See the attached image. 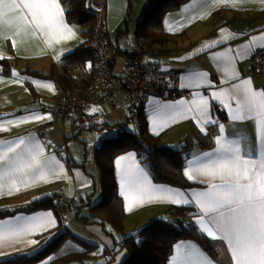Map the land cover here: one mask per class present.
<instances>
[{
    "label": "crops",
    "instance_id": "1",
    "mask_svg": "<svg viewBox=\"0 0 264 264\" xmlns=\"http://www.w3.org/2000/svg\"><path fill=\"white\" fill-rule=\"evenodd\" d=\"M161 3L160 0H158ZM173 1L177 5L173 6L162 4L160 11L153 12L152 0H106V32L109 45L115 50L113 55V70L116 75H120L126 56L133 52H139V45L142 42L147 50L143 57L150 61H161L164 68L176 72L179 77V83L187 84L188 77L196 71L207 73L206 82L210 81L215 87L189 88L181 87V90L174 93L173 96L156 95L150 96L145 100L140 120L147 124L150 134L158 137L161 143L167 147L183 149L185 166L188 160L194 156L205 152H211L216 148L215 137L219 134L216 125H209L208 134L201 133L195 122L191 119H182L171 123L168 127L160 131L159 135L153 134L151 118L154 115V109L157 104H176L184 100L190 102L196 93L210 97L213 91L221 88H228L232 84H238L240 81L250 79L252 87L255 90H264V77L252 73L250 55L239 58L235 63V70L239 74V80L230 81L229 84L221 83L223 74L221 65L211 57L220 51L228 48L233 50L242 49L251 37L264 34V0H247L246 3L239 5L222 6L215 3V0H164ZM61 6L65 5L60 1ZM210 13V14H208ZM217 15V16H215ZM205 18L201 19L200 17ZM66 19V17H65ZM154 21H158L160 26H152ZM66 22L69 23L66 19ZM221 29H226L227 33L232 34V38L224 44H219L215 48L204 51H197L209 41L221 38ZM76 30V37L68 40L61 45H54L59 50L67 48L73 51L82 40ZM165 33V35L163 34ZM19 39V38H17ZM65 52L59 59L55 56L57 52L47 49L40 39H29L23 44H18L16 48L12 47L10 40L0 39V54L5 58L0 62H10L11 71L9 75L3 73V66L0 64V121L7 119H20L29 116L32 113L40 115L50 114L52 119L31 121L18 126H10L7 131L0 132V140L15 141L21 138L35 137L36 140L44 146L46 156H55L63 164L65 174L59 178L49 177L52 182L39 183L37 186L21 191L13 195L0 196V210L11 211L22 207L30 206L32 203L50 197L55 193H61L66 201H74L70 209L65 213H57L53 207L37 209L34 211L17 212L14 215L0 218V225H6L11 221L12 226L16 224V217H32L38 214L51 212L56 220V226L50 228L42 234L27 237L38 241L36 244L18 243L11 247L0 248V260L13 258L18 255H33L42 248L46 247L55 238L64 235L62 244L44 260L32 264H47L55 256L62 255L70 251L83 250L82 244L78 238L94 245V251L89 253L88 257L82 260L71 261L69 264H102L107 259L103 258L104 252L113 253L111 263L119 264L125 259L126 254L116 255L118 249L116 242H119L124 236L135 233L147 222L156 218L169 220L170 217L166 211L173 204L166 202H153L132 211H126L124 199L120 195V183L117 175L115 161L120 156L128 153H134L136 162L146 169L149 178L155 185H163L172 189L184 191L185 193L198 192L206 190L207 185L197 181H189L184 175L186 181L193 183L194 186L183 189L170 185L158 184L151 178L149 167L142 162L137 154L129 151L120 154L114 159V174L116 180L117 193L122 200L124 211V221L121 229H114L108 222L98 217L91 206L101 200L102 193L99 188V178L97 167L93 155L85 151L87 155L82 158L81 151L75 150L73 145L80 144L81 131L75 130L76 124L72 120H61L52 113L50 109V100L58 99V90L55 84L49 79H43L30 72L51 73L62 57L70 53ZM183 58V59H181ZM118 62L121 63L118 66ZM115 66L117 70L115 71ZM15 71L19 74L12 76ZM36 81L37 83H33ZM51 84L52 90L40 86L41 84ZM97 85V84H96ZM189 93V99H186L184 93ZM129 109L131 118H135L137 126V117L132 116V110L121 90L116 92L115 97L99 107L101 120L99 123H112L107 125V131L104 135L112 137L111 128L119 123L117 114L125 113L128 118L125 107ZM235 105L233 104V107ZM95 106L91 105L89 110ZM108 108L113 112L106 113ZM105 112V113H104ZM210 113L214 119H217L224 125V136L228 139H242V148L255 149L257 147V137L254 121L238 120L233 121L229 118L227 109H224L219 103L210 100ZM127 122V120H126ZM99 125V124H98ZM100 126V125H99ZM99 126H96L99 127ZM126 127V126H125ZM138 131V128H137ZM185 145V146H182ZM95 143V147H96ZM55 167V165H54ZM183 168V170H184ZM58 170V169H57ZM189 218H183L186 226H195L196 231L200 233L199 226L195 219L199 214L198 209L192 205ZM76 229V230H75ZM78 231V232H77ZM77 236L72 237L71 234ZM211 240V239H210ZM212 241V245L219 248V260H213L195 241L191 239L179 240L173 244L170 257L175 253V245L180 243L193 244L204 254L211 258L213 264H231L230 254L226 244L222 241ZM167 262L169 264L170 261ZM109 260V259H108Z\"/></svg>",
    "mask_w": 264,
    "mask_h": 264
},
{
    "label": "snow or ice",
    "instance_id": "2",
    "mask_svg": "<svg viewBox=\"0 0 264 264\" xmlns=\"http://www.w3.org/2000/svg\"><path fill=\"white\" fill-rule=\"evenodd\" d=\"M246 2L215 0L216 4L222 6ZM65 13L60 0H0V39L10 40L13 48L29 39H40L47 49L57 52L55 58L59 59L71 50H57L54 45H61L76 37L75 27L66 22ZM220 34V39L206 42L197 51L215 48L232 38L226 29H221ZM258 49H264V34L251 37L242 49L236 50L235 55L231 48L215 53L211 59L221 65V83L239 80L235 70L236 61ZM4 58L0 54V59ZM87 67L91 69L92 65L89 63ZM207 75L205 72H193L187 78L188 83H182L181 87H215L210 81L206 82ZM12 76L17 77L18 82L19 74L13 71ZM40 86L52 90L51 84ZM210 100L227 109L233 121H254L257 137L255 149L242 148V139L224 136V125L211 116ZM98 111L99 108L93 107L90 114ZM44 119L50 120L52 117L50 114L32 113L20 119L0 121V132L7 131L10 126ZM182 119L193 120L205 135L208 134L209 125L218 127L216 148L194 156L183 170V175L189 181L207 185L206 190L185 193L155 185L146 169L136 162L135 154L128 153L115 161L125 210L130 212L153 202L177 206L192 204L198 209L195 222L200 233L213 241L224 242L231 264H264V90H255L248 79L213 91L210 97L196 93L190 102L181 100L176 104H157L151 118L153 134L159 135L171 123ZM61 174H65L63 164L55 156H46L44 146L35 137L0 140V196L5 195V190L7 195H13L39 183L52 182L50 176L59 178ZM55 226L56 220L51 212L28 218L17 216L14 226L11 221L0 225V248L21 242L36 244L38 241L27 237L42 234ZM169 264H213V261L195 245L180 243L175 245V253L170 257Z\"/></svg>",
    "mask_w": 264,
    "mask_h": 264
},
{
    "label": "trees",
    "instance_id": "3",
    "mask_svg": "<svg viewBox=\"0 0 264 264\" xmlns=\"http://www.w3.org/2000/svg\"><path fill=\"white\" fill-rule=\"evenodd\" d=\"M60 1L65 5L67 21L78 30L82 40L73 51L60 59L57 67L51 73L30 72L39 78L51 80L58 90V99L66 91L80 96L85 91L94 89L97 84L95 68L97 55L91 44L96 15L90 10L88 0ZM160 1L161 3L158 0H152L150 5H152L153 12L160 11L163 2L166 5L172 3H174L173 6L177 5L173 1ZM152 26L159 27L160 23L154 21ZM163 34L165 35V33ZM114 52L115 50L112 53V57ZM134 54L136 53L133 52L131 55ZM89 63L92 65L91 69L87 67ZM0 64L3 66V73L9 75L11 71L10 62L2 61ZM140 115V113L136 115L137 122L139 121L137 123L138 131L130 132L131 130H128L124 123L116 124L117 135L103 139L95 149L94 160L102 197L98 203L90 208L114 229L122 228L125 216L122 200L117 193L114 174V159L116 156L129 151L135 152L138 158L149 167L151 178L155 183L183 189L194 186L193 183L186 181L183 176L185 165L182 154L183 149H175L163 145L158 137L149 133L147 124L140 120ZM132 116L135 115L132 114ZM77 127L80 128L79 126ZM49 206L53 207L56 214L59 213L55 201L47 197L27 207L11 211L0 210V218L14 215L17 212H30L48 208ZM190 212L191 206H170L166 211L170 217L169 220L164 218L152 219L135 233L126 235L119 242H116L119 250L124 249L127 252L121 264H167L173 244L184 239L195 241L213 260L218 261L219 248L212 245L213 243L210 239L199 234L195 226H186L185 222H183L182 219L189 217ZM70 234L72 237H77L72 233ZM63 237L64 235H60L33 255H18L13 258L2 259L0 264H32L42 261L59 248ZM78 241L84 247L83 250L70 251L55 256L47 264H69L75 260L84 261L89 253L94 251V245L79 238ZM103 254V258L107 260L102 264L111 263L110 259L113 258V253L109 251L108 254H105V252Z\"/></svg>",
    "mask_w": 264,
    "mask_h": 264
},
{
    "label": "built area",
    "instance_id": "4",
    "mask_svg": "<svg viewBox=\"0 0 264 264\" xmlns=\"http://www.w3.org/2000/svg\"><path fill=\"white\" fill-rule=\"evenodd\" d=\"M88 4L90 10L96 15L91 44L97 55L95 63L97 85L80 96L66 91L59 99L50 100V109L55 117L61 120H72L80 128L96 127L101 120V115L90 114L89 107L93 105L99 108L110 102L119 90L122 91L135 116L142 111L148 97L156 95L170 97L181 90L176 72L165 69L161 61L150 62L143 57L147 48L142 42L139 45V52L127 56L120 75H116L112 62L114 50L109 45L106 32V0H88ZM250 63L252 73L264 77V49H258L252 53ZM184 96L186 99L190 97L187 92ZM51 198L57 204L61 214L74 204V201H66L61 193H55Z\"/></svg>",
    "mask_w": 264,
    "mask_h": 264
},
{
    "label": "rangeland",
    "instance_id": "5",
    "mask_svg": "<svg viewBox=\"0 0 264 264\" xmlns=\"http://www.w3.org/2000/svg\"><path fill=\"white\" fill-rule=\"evenodd\" d=\"M121 63L118 62V66L120 65ZM117 66V68H118ZM116 66H115V71L117 70ZM105 105V104H104ZM125 110H126V113L128 115V118L125 117V113H120L118 112L117 114V117H118V120H121L122 121H118L119 123H124L126 128L128 130H131L130 132H135L137 131V126L135 124V118L132 119L131 118V114H129V109L127 108V106L125 107ZM106 113H111L113 112V109L111 108H108V110L105 111ZM104 112V113H105ZM127 120V122H126ZM110 122V121H109ZM99 123V127L97 128H78L76 126L75 130H78L81 131V135H82V138H81V142L80 144H76V145H73V148L75 150H80L81 151V154H82V158L84 155H87V153L85 151H88V153L92 154L93 155V159H94V155H95V149L98 147L99 143H101L103 141V139L106 138V136L104 135V133L107 131L108 127L107 125H110L112 123ZM117 123V124H119ZM112 130H110V132H112L110 134V136H116L117 135V130L115 127L111 128ZM95 143H96V147H95ZM88 156V155H87ZM189 218V217H186V219ZM76 230V229H75ZM78 232V231H77ZM126 254L125 250L124 249H121V250H117L116 249V255L120 256L121 254ZM104 255V254H103Z\"/></svg>",
    "mask_w": 264,
    "mask_h": 264
},
{
    "label": "water",
    "instance_id": "6",
    "mask_svg": "<svg viewBox=\"0 0 264 264\" xmlns=\"http://www.w3.org/2000/svg\"><path fill=\"white\" fill-rule=\"evenodd\" d=\"M182 146H185V145H182Z\"/></svg>",
    "mask_w": 264,
    "mask_h": 264
}]
</instances>
